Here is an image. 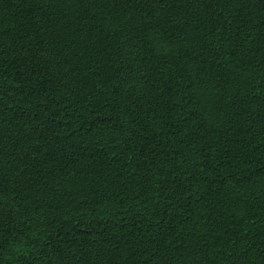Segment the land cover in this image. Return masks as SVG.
Segmentation results:
<instances>
[{
    "label": "trees",
    "instance_id": "obj_1",
    "mask_svg": "<svg viewBox=\"0 0 264 264\" xmlns=\"http://www.w3.org/2000/svg\"><path fill=\"white\" fill-rule=\"evenodd\" d=\"M0 264H264V0H0Z\"/></svg>",
    "mask_w": 264,
    "mask_h": 264
}]
</instances>
